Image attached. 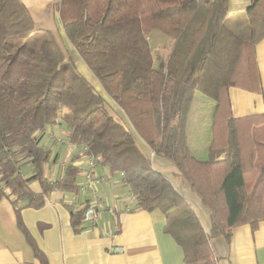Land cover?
I'll return each mask as SVG.
<instances>
[{"label": "trees", "instance_id": "16d2710c", "mask_svg": "<svg viewBox=\"0 0 264 264\" xmlns=\"http://www.w3.org/2000/svg\"><path fill=\"white\" fill-rule=\"evenodd\" d=\"M95 1L61 0L54 11L102 94L54 34L35 27L21 0H0V199L38 208L53 190H76L82 170L73 163L79 157L51 183L44 175L51 152L37 136L61 121L58 108L65 106L69 143L86 147L84 154L110 173H124L137 209L164 213L185 264H216L211 237L228 238L235 225L264 220V117L233 118L228 98L229 88H244L238 79L254 85L253 53L264 39V0H250L235 13L229 0ZM198 94L215 103L214 136L204 161L191 155L187 136ZM108 103L130 127L111 114ZM137 138L175 167L208 209L209 234L153 168ZM35 181L41 194L29 188ZM70 216L73 230L80 231L86 206L71 208Z\"/></svg>", "mask_w": 264, "mask_h": 264}, {"label": "crops", "instance_id": "0c3cea01", "mask_svg": "<svg viewBox=\"0 0 264 264\" xmlns=\"http://www.w3.org/2000/svg\"><path fill=\"white\" fill-rule=\"evenodd\" d=\"M243 2L245 10L250 0H229V10L232 3L236 5ZM28 11L37 29L53 30L54 6L50 11L40 8ZM164 58L166 55L162 53L159 65L162 68ZM253 58L252 88L228 89L230 114L236 119L264 117V39L254 48ZM77 61L74 60L76 66L84 67ZM92 80L96 84L93 85L95 90L102 94L98 83L94 78ZM199 102L200 106L195 98L187 136L191 155L204 161L214 136L212 116L215 103L211 101L208 104L204 99ZM108 105L112 110L111 114L114 112L130 127L123 113L115 105ZM207 108L212 111L210 120L206 115ZM62 112L64 117L61 121L58 120L56 126L46 127L37 134L41 137V144L51 152V160L44 167V175L51 183L62 177L65 166L75 156L79 158L73 164L79 167L82 173L87 168L83 162L87 157L83 152L84 148L75 147V153L71 155L69 163L60 158L61 149L72 148V145L68 144L69 133L63 125V119L68 116L69 110L62 109ZM66 142L68 147L65 146ZM137 143L142 153L150 159L153 168L185 199L204 232L209 234L210 212L190 190L178 170L168 161L156 156L139 138ZM82 173L76 179L75 191L53 190L44 196L42 207H28L27 201L14 204V198L0 199V264H185L182 245L176 241V236L170 228L166 227L164 213L160 210L148 212L137 209L125 181L117 173H110L99 164L95 169L97 176L109 178L103 183L101 197L108 206L117 209V212L115 215H102L97 226L93 225L88 216L80 231L75 232L71 225L72 207L67 201L76 195L77 203H84L85 196L81 195L78 189L82 184ZM29 188L34 194L42 193L41 185L37 181L32 182ZM77 208H81L80 205H77ZM109 229H113L114 233L108 234ZM209 244L216 264H264V220L254 226L248 222L239 223L233 227L228 238L211 237ZM33 248L38 251L40 257L35 256Z\"/></svg>", "mask_w": 264, "mask_h": 264}, {"label": "rangeland", "instance_id": "374dc122", "mask_svg": "<svg viewBox=\"0 0 264 264\" xmlns=\"http://www.w3.org/2000/svg\"><path fill=\"white\" fill-rule=\"evenodd\" d=\"M100 0H96L95 3H98ZM233 2V0H231ZM22 2L27 6V8L29 10H33V9H37V8H40V9H45L47 11H50L52 6H54L55 4H60L61 0H22ZM244 2L243 3H238L236 5H233V3L230 5V13H233V12H236V11H242L244 10ZM92 14L97 17L98 15V11L96 9V7H93L92 9ZM54 19H55V27L53 28V30H51V32L54 34V36L56 37V40H57V43L60 44V46L63 48V50L65 49L66 51H68L69 53V56L71 58V60L74 62L75 59H77L78 63H82V61L80 60V57L77 55V53L73 50V48L71 47V45L68 43V41L65 39L64 35H63V32H62V28H61V25H60V18H59V11H55L54 12ZM57 28V29H56ZM75 65H76V62H74ZM83 65V63H82ZM84 66V65H83ZM79 70V72L90 82L92 83L93 85H96L94 82H93V76L91 75V73L88 71V69L84 66H76ZM242 67V66H241ZM253 67V66H252ZM245 70V69H244ZM247 71H248V68H247ZM253 71V70H252ZM251 71V72H252ZM95 81V80H94ZM238 84L246 89H251V83H249V81L247 80H244L242 78L238 79ZM201 99H204L206 101V103H210L211 100H209L208 98L204 97L203 95H200L198 94L196 96V101L198 103V105L200 106V100ZM205 103V104H206ZM66 110H69L67 107L63 106ZM58 111H60V108H58ZM70 114V110H69V113L68 115ZM212 114V111H210L208 108H207V112H206V115H207V118L209 117V120H210V116ZM219 128V126H218ZM49 137L51 138L52 136L49 135ZM70 144V143H68ZM65 146H67V142L65 143ZM68 147V146H67ZM72 147L71 149L70 148H67V149H61L60 153V158L63 159V161H70V157L72 154L75 153V147L73 146H70ZM59 155V154H58ZM85 162L86 161V158L83 159ZM97 167V166H96ZM28 169H25L24 170V174L27 176L29 175L28 174ZM84 172V171H83ZM124 174V173H123ZM1 187V186H0Z\"/></svg>", "mask_w": 264, "mask_h": 264}, {"label": "built area", "instance_id": "2783aa9c", "mask_svg": "<svg viewBox=\"0 0 264 264\" xmlns=\"http://www.w3.org/2000/svg\"><path fill=\"white\" fill-rule=\"evenodd\" d=\"M60 111H58L59 119L64 117L62 109H65L63 106H60ZM84 151H86V147H84ZM85 164L87 168L82 173V184L78 187L79 193L84 198V203L78 204L76 195H73L68 201L67 204L72 208H77V205L86 206L88 216L93 222L94 226H97L102 215L104 214H116L115 208L111 207L110 205L105 203L103 198L101 197L100 191L103 186V183L108 180L107 177H99L95 173L96 169V159L92 155H88L86 157ZM118 175L124 180V174L122 172L118 173ZM108 234H113V229H109L107 231Z\"/></svg>", "mask_w": 264, "mask_h": 264}]
</instances>
